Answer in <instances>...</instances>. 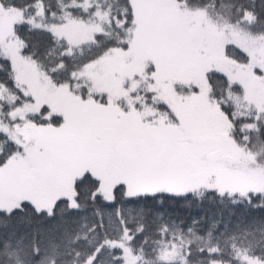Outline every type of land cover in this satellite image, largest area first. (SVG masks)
<instances>
[{
	"label": "snow or ice",
	"instance_id": "snow-or-ice-1",
	"mask_svg": "<svg viewBox=\"0 0 264 264\" xmlns=\"http://www.w3.org/2000/svg\"><path fill=\"white\" fill-rule=\"evenodd\" d=\"M0 264H264V0H0Z\"/></svg>",
	"mask_w": 264,
	"mask_h": 264
}]
</instances>
